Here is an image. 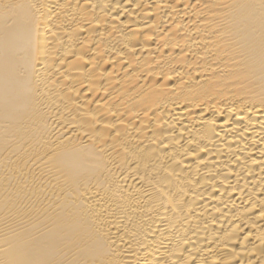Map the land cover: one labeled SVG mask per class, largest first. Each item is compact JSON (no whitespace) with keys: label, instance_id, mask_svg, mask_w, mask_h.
I'll return each instance as SVG.
<instances>
[{"label":"bare ground","instance_id":"obj_1","mask_svg":"<svg viewBox=\"0 0 264 264\" xmlns=\"http://www.w3.org/2000/svg\"><path fill=\"white\" fill-rule=\"evenodd\" d=\"M0 264H264V0H0Z\"/></svg>","mask_w":264,"mask_h":264}]
</instances>
